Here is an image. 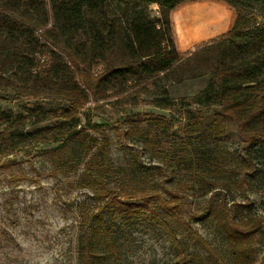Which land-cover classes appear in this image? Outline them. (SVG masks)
I'll list each match as a JSON object with an SVG mask.
<instances>
[{
	"label": "trees",
	"instance_id": "16d2710c",
	"mask_svg": "<svg viewBox=\"0 0 264 264\" xmlns=\"http://www.w3.org/2000/svg\"><path fill=\"white\" fill-rule=\"evenodd\" d=\"M195 2L223 5L230 18L225 34L208 42L217 55L206 86L181 104L220 110L206 121L200 112L186 110L177 132L162 116L132 128L169 176L187 174L194 184L185 187L207 195L253 172V161L264 178V25H251L249 6L242 0H0V91L11 90L17 100L50 94L66 104L16 115L0 109V156L25 144H53L52 173L74 176L75 187L89 193L76 224L73 264H129L124 247L134 226L143 225L169 244L173 258L166 264H222L211 244L181 216L175 185L160 193L156 183L137 174L138 156L114 164L110 138L97 134L96 127L79 126L90 96H156L154 105L168 110L173 105L169 82L205 75L173 70L184 57L177 35L187 48L226 25V13L217 7L196 3L179 10ZM247 2L264 13V0ZM134 3L155 4L158 15L130 8ZM231 124L249 148L239 162L220 149ZM25 177L22 172L17 179ZM205 216L212 218L230 259L251 263L250 240L264 231V215L236 217L221 201Z\"/></svg>",
	"mask_w": 264,
	"mask_h": 264
},
{
	"label": "rangeland",
	"instance_id": "374dc122",
	"mask_svg": "<svg viewBox=\"0 0 264 264\" xmlns=\"http://www.w3.org/2000/svg\"><path fill=\"white\" fill-rule=\"evenodd\" d=\"M242 2L250 7L247 13L250 14L251 25H264V13L247 0ZM196 3L217 7L226 13L225 28L219 34L191 43L187 48L180 46L176 31L184 57L183 62L173 70L176 75H205L181 83L169 82L167 88L173 105L168 110L154 105L156 96L142 95L134 100L125 96L97 100L90 96L79 115V126L96 127L97 134L103 133L110 138L109 158L114 164L122 165L130 155L138 156L137 174L156 183L160 193L165 195L175 185L180 196L181 216L211 244L222 264H239L230 259L225 241L205 212L222 201L236 217L264 215V178L257 170L256 161L251 164L253 172H246L242 178L233 179L234 182L230 184H221L203 195L197 189L185 187L194 184L193 180L188 181L187 174L179 178L169 176L170 171L167 172L157 160L151 158L148 148L139 143L132 128V125L145 127L150 116H162L170 121L172 129L176 131L185 124L188 109L200 112L204 121L220 110L217 105L199 108L181 104L206 86L217 55L215 45H208V42L225 34L230 18V11L225 6L212 2H195L179 10ZM129 7L143 8L151 16L158 15L155 4L143 6L134 3ZM207 28L212 31L214 25ZM65 105V102L50 94L38 100H17L11 90L0 91V109L11 115L25 114L29 108L50 109ZM46 123L35 127H43ZM229 128L227 139L220 144V149L231 153L239 162L249 148L243 144L237 127L231 124ZM28 129L31 127H26ZM53 147V144L30 143L0 156V165H5L0 169V264L74 263L76 224L81 211L89 204V193L75 187L74 176L52 173L49 150ZM22 172L26 177L18 180ZM235 174L231 173L232 176ZM250 246L252 262L247 264H264V231L254 235ZM201 257L204 258V255ZM124 258L129 264H166L172 260L173 252L159 233L144 225L134 226L132 236L124 247Z\"/></svg>",
	"mask_w": 264,
	"mask_h": 264
}]
</instances>
